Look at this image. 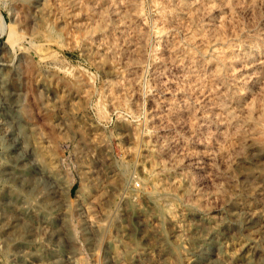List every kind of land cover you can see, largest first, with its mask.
<instances>
[{
  "label": "clouds",
  "instance_id": "9594fccd",
  "mask_svg": "<svg viewBox=\"0 0 264 264\" xmlns=\"http://www.w3.org/2000/svg\"><path fill=\"white\" fill-rule=\"evenodd\" d=\"M0 264H264V0H0Z\"/></svg>",
  "mask_w": 264,
  "mask_h": 264
},
{
  "label": "rangeland",
  "instance_id": "374dc122",
  "mask_svg": "<svg viewBox=\"0 0 264 264\" xmlns=\"http://www.w3.org/2000/svg\"><path fill=\"white\" fill-rule=\"evenodd\" d=\"M66 55H68L70 59H72V58H73V55H72V54H70V53H66Z\"/></svg>",
  "mask_w": 264,
  "mask_h": 264
}]
</instances>
